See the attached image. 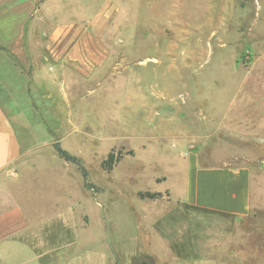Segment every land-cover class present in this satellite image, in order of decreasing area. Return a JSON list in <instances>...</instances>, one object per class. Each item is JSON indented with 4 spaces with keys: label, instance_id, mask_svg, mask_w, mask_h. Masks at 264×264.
<instances>
[{
    "label": "crops",
    "instance_id": "crops-1",
    "mask_svg": "<svg viewBox=\"0 0 264 264\" xmlns=\"http://www.w3.org/2000/svg\"><path fill=\"white\" fill-rule=\"evenodd\" d=\"M13 4L9 0L0 4V264H115L105 226L106 213L119 198L99 184L98 179L93 180L82 164L88 172L86 182L78 166L80 173L71 168L75 164L58 156L54 144L62 146L67 140L70 145L81 147V151L87 149L95 154L108 146L107 155L116 148H124V157H138L141 153L148 160V155L156 154L154 148L169 135L177 141L172 148L179 149V156L164 157L169 153L163 147L160 154L165 173L153 180L164 187L146 192L160 196L139 195L141 200L166 205L163 211L152 213L154 220L161 222V228H143L148 237L147 250L158 260L157 250L164 249L167 258L176 259L171 243L184 242L185 232L191 230L188 221L196 219L195 252L193 259L184 264H219L214 257L217 239L212 233V216L221 220L248 218L254 208V175L249 167L202 161L198 148L205 147L202 140L212 138V128L201 131L200 119L196 118L201 111H189L187 120L177 119L173 127L167 117L159 115H166L165 110L171 108L184 114L178 102L166 103L141 94L138 101L141 80L136 76V67L143 62L146 69L152 62L160 64L157 74L162 86L155 84L153 91L162 88L156 97L166 98L170 89L167 75L174 66L169 53L164 67L154 57L136 62L133 52L112 49L110 44L114 40L107 41L96 32L97 21L74 18L67 0H18L12 12ZM247 87L248 83L241 92ZM239 103L236 114L240 110L243 116L253 109L255 118L245 122L262 123L264 130L260 103L247 110L246 106H254L253 102L243 99ZM138 105L144 109V129L160 123L159 130L150 129L144 136L138 134V125H142ZM158 133L161 134L157 136ZM141 138L144 141L139 150L127 143ZM116 140L120 143H113ZM43 149L65 171L48 180L38 173L31 175L29 182L24 180L29 169L27 156H39L34 163L36 169L50 168L41 156ZM129 151L133 153L128 154ZM205 152L210 159L208 149ZM107 158L101 164L104 173ZM117 166L108 171L112 172L109 180H115ZM8 171L17 173L24 182L3 181ZM183 209H188L191 216ZM78 218L84 223L78 225ZM92 218L97 220L100 232L104 231L96 238V243L103 246L87 258L76 253V235L91 230ZM170 218L174 221L169 223ZM154 220L151 223L159 224ZM165 227L172 228L171 232H166Z\"/></svg>",
    "mask_w": 264,
    "mask_h": 264
},
{
    "label": "rangeland",
    "instance_id": "rangeland-1",
    "mask_svg": "<svg viewBox=\"0 0 264 264\" xmlns=\"http://www.w3.org/2000/svg\"><path fill=\"white\" fill-rule=\"evenodd\" d=\"M7 1L0 0V4ZM9 1L14 2L12 7L18 2ZM67 3L74 18L97 21L96 32L107 41L113 39L110 45L115 51L133 52L136 62L154 57L162 61L163 67L168 58L174 63L167 75L170 89L165 99L156 97L162 93V88L154 92L155 84L162 86L161 76L157 74L160 64L152 62L148 69L144 68V62L138 64L136 76L141 80V86L137 85L138 101L141 94L166 103L178 102L183 106L184 114H178L171 108L165 110L166 115L163 112L159 115L167 117V122L173 127L177 119L187 120L189 111H201L199 117H196L200 119L201 131L212 128V138L202 140L205 147L198 148L202 161L245 166L253 171L252 214L244 220H221L212 216V233L217 239L214 257L219 264H264V130L262 123L245 122L246 119L255 118L256 112L252 108H256L259 103L258 110L264 116V0H67ZM12 7L10 11L14 12L16 9ZM66 14H69L68 10ZM247 83L249 87L241 92ZM243 99L253 102L254 106H246V110H252L242 116L240 110L236 114V106L239 107ZM210 104L212 112L208 109ZM196 105L200 107L193 108ZM231 108L234 109L233 113L230 112ZM137 114L142 120V125H138L139 135L144 136L150 129H160V123H153L144 129V109L139 105ZM225 118L227 120L224 122ZM143 141L141 138L127 143L139 150ZM161 142L160 146L154 148L156 154H149L148 160L141 153L138 157L125 156L114 169L113 181L107 178L112 172L104 173L101 166L108 156V146L95 154L87 149L83 152L81 147L70 145L67 140L62 144L65 150L80 159L93 180L98 179L99 184L109 192L114 191L119 198L113 207H109L106 213L108 226H105L115 264H184L193 259L196 219L188 221L187 227L191 230L185 232L184 242L171 243L175 247L176 259L167 258L165 249L157 250L160 260L147 250L148 237L144 230L161 228V222L154 220L152 213L163 211L166 205L154 200H141L139 195L162 190L163 184L153 180L154 176L165 173L166 165L161 159L163 156H179V149L172 148L177 142L172 135ZM202 142L200 144L203 146ZM163 149L169 154L162 156L160 153ZM207 149L211 154L210 159H207ZM44 150L41 156L50 168L36 169L34 163L39 156H27L29 169L23 175L24 180L29 182L30 176L36 173L40 174V178L48 180L50 176L65 171ZM113 151L116 156L120 151L125 153L124 148ZM71 166L75 172H79L77 166ZM6 173L3 181L24 182L20 181L21 176L17 173ZM78 178L82 176L79 174ZM105 201H108L107 196ZM183 210L191 216L188 209ZM152 220L159 224L151 223ZM201 220L208 223L206 218L202 217ZM76 221L78 225L84 223L81 218ZM168 221L170 223L174 220L170 218ZM203 222L201 225H205ZM89 223L92 225L91 230L80 231L76 235V253L87 258L102 248V243H96V238L104 234V231L100 232L95 218ZM164 229L171 232L172 228ZM93 234H96L95 237ZM90 240H93V244L89 243Z\"/></svg>",
    "mask_w": 264,
    "mask_h": 264
},
{
    "label": "trees",
    "instance_id": "trees-1",
    "mask_svg": "<svg viewBox=\"0 0 264 264\" xmlns=\"http://www.w3.org/2000/svg\"><path fill=\"white\" fill-rule=\"evenodd\" d=\"M54 148H55V150H56V152L60 158L64 159L67 162L73 163L79 167L85 181L87 182L88 172L85 169V167L82 165L81 161L77 157L71 155L68 151L63 149V147L60 145V143H55ZM132 153H133L132 151L128 152V154H132ZM123 158H124V154H122L121 152L118 156H116L114 153H110L108 155V158L104 161L105 170L111 171ZM140 196L142 198H145V197L155 198V197H158L160 195L151 194V193H141Z\"/></svg>",
    "mask_w": 264,
    "mask_h": 264
},
{
    "label": "flooded vegetation",
    "instance_id": "flooded-vegetation-1",
    "mask_svg": "<svg viewBox=\"0 0 264 264\" xmlns=\"http://www.w3.org/2000/svg\"><path fill=\"white\" fill-rule=\"evenodd\" d=\"M139 264H147V263H145V262H142V263H139Z\"/></svg>",
    "mask_w": 264,
    "mask_h": 264
}]
</instances>
